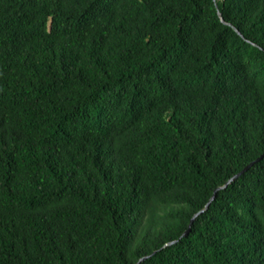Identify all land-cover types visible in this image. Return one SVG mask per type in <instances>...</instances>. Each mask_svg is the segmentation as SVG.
Instances as JSON below:
<instances>
[{
	"label": "trees",
	"instance_id": "trees-1",
	"mask_svg": "<svg viewBox=\"0 0 264 264\" xmlns=\"http://www.w3.org/2000/svg\"><path fill=\"white\" fill-rule=\"evenodd\" d=\"M262 155L264 0H0V264H264Z\"/></svg>",
	"mask_w": 264,
	"mask_h": 264
},
{
	"label": "water",
	"instance_id": "water-1",
	"mask_svg": "<svg viewBox=\"0 0 264 264\" xmlns=\"http://www.w3.org/2000/svg\"><path fill=\"white\" fill-rule=\"evenodd\" d=\"M217 8H218V10H219L218 5H217ZM219 17L221 18V20H222L223 23L232 26V24L226 22V20H225V18H224V16H223V13H222L220 10H219ZM234 28H235V27H234ZM235 29H236V28H235ZM236 31H238L237 33L240 34L238 29H236ZM240 35H241V34H240ZM263 159H264V155H262L259 159H257L256 161H254V162H252L250 165H248V166H247L242 172H240L239 174H237L236 176H234L230 181H228V183H227L226 185H224V186L218 188V189L215 191V194H214L213 198H212V199L210 200V202L208 203L207 207H206L202 212H200V213L194 218V220H193L192 223H191V226H190L189 230H188V231L186 232V234L181 238V240L186 239V238H188V237L191 235V232H192V229H193V226H194L196 220H197L199 217H201L202 215L206 214V213L209 211V209H210L212 203L216 200V198H217V196H218V193H219L220 191L227 189L230 185H232L233 183H235L238 179H240L244 174H246L248 171H250V170H251V169H252L257 163L261 162ZM178 242H179V241H178ZM178 242H174V243L168 244L166 247L174 246V245H176ZM154 255H156V254H154ZM151 257H152V256H151ZM151 257H147V258L142 259V260L139 262V264H143V263H145V262H146L148 259H150Z\"/></svg>",
	"mask_w": 264,
	"mask_h": 264
}]
</instances>
